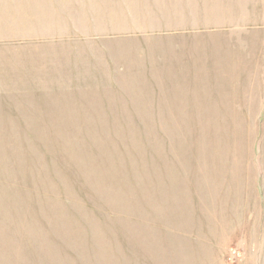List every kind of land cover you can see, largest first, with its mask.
I'll return each mask as SVG.
<instances>
[{"label":"rangeland","instance_id":"obj_1","mask_svg":"<svg viewBox=\"0 0 264 264\" xmlns=\"http://www.w3.org/2000/svg\"><path fill=\"white\" fill-rule=\"evenodd\" d=\"M0 264H264V0H0Z\"/></svg>","mask_w":264,"mask_h":264}]
</instances>
